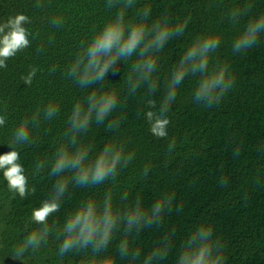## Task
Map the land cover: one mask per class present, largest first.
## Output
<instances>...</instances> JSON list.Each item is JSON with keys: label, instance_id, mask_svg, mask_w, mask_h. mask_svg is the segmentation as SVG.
Instances as JSON below:
<instances>
[{"label": "clouds", "instance_id": "9594fccd", "mask_svg": "<svg viewBox=\"0 0 264 264\" xmlns=\"http://www.w3.org/2000/svg\"><path fill=\"white\" fill-rule=\"evenodd\" d=\"M50 4L51 0H35L34 7L43 10ZM208 6L221 8V20L236 29L231 56L262 42L264 9L257 10V0H232L227 6L224 0H209ZM172 7L167 3L154 14L151 0H104L106 18L79 41L61 70L62 78L71 81L81 95L53 137L51 150L33 155L27 167L21 153L37 147L42 136L52 133L50 125L61 117L62 103L51 97L9 127L7 102L0 100V136L7 137L0 144L10 149L0 154V179L8 192L23 200L37 192L30 180L47 178L51 182L47 194L30 210L28 224L32 227L14 246L13 260L51 248L56 264L66 260L71 264L76 258L77 264H169L170 258L172 264H227L228 243L210 220L194 223L179 240L176 225H166L168 216L184 210L174 188L165 187L146 202L142 192L133 194L132 186L120 181L137 151L123 134L130 101L138 102L137 118L144 120L150 135L168 141L165 153L170 157L177 140L169 138V113L182 86L191 81V102L211 109L219 107L236 85L231 59L219 55L223 33L215 27L193 35L179 58L166 73L162 71L166 47L184 38L192 22L191 12L180 15ZM46 20L57 31L68 22L59 11ZM32 23L25 13L0 22V70L7 69L9 60L40 37L39 30L26 27ZM47 43L55 44V32L47 36ZM35 51H45V44L41 42ZM121 65L124 72L121 87H117L108 76ZM58 69L60 65L53 64L48 74ZM40 71L30 65L20 76L23 85L31 87ZM94 128L106 133L100 144ZM228 145L232 158L238 160L244 151L243 138L232 134ZM256 151L264 156V144ZM151 167L150 163L143 166L140 179L148 178ZM228 180L221 175L219 186L226 188ZM247 182L253 187L264 184V169H258ZM78 190L83 195L65 209ZM243 198L248 199L247 193ZM150 230L160 234L145 246L141 237Z\"/></svg>", "mask_w": 264, "mask_h": 264}, {"label": "trees", "instance_id": "16d2710c", "mask_svg": "<svg viewBox=\"0 0 264 264\" xmlns=\"http://www.w3.org/2000/svg\"><path fill=\"white\" fill-rule=\"evenodd\" d=\"M35 0H0V22L17 13L29 15L33 23L27 25L33 31L39 30L40 37L32 46L8 61V68L0 70V100L7 102L9 127L40 103L55 97L62 103L61 117L50 127L52 133L42 136L39 145L21 153L27 167L33 155L50 151L53 137L63 128L64 118L73 101L81 95L71 81L63 79L61 70L75 51L79 41L90 35L93 26L106 18L104 0H51L43 10L34 7ZM232 0H224V6ZM154 14L165 4H173L172 11L192 14L184 38L173 40L162 57V71L179 58L190 38L209 27L223 33V43L219 50L221 58L232 61L236 85L219 107L203 109L190 100L191 81L185 83L181 95L169 113L171 125L169 138L175 136L177 147L170 157H166L167 140H157L148 131L143 119L137 118L138 102L132 100L127 107V120L123 134L130 147H135L136 158L128 169L122 172V185H131L133 194L142 192L146 202H151L159 190L169 187L177 193V201L184 203V210L166 218V225H176L177 239L196 222L210 220L216 231L228 243L227 264H264V184L253 187L247 181L258 169H264V156L257 153L264 144V38L255 48L236 56H231V41L236 29L221 20V8H209V0H151ZM264 9V0H257V10ZM57 11L68 18L65 27L59 31L48 26L46 17ZM55 32V44L48 46L47 36ZM43 42L45 51L36 53V47ZM59 64L60 69L53 75L48 69ZM30 65L38 66L31 87L20 80ZM124 66L110 73L108 80L121 87L120 79ZM160 94H157L159 99ZM97 144L103 142L106 133L103 129H93ZM237 134L244 140V151L234 160L228 145L229 137ZM0 136V141L6 140ZM10 151L7 145L0 144V154ZM146 163L151 164L147 179L139 174ZM229 177L228 186L221 188L218 178ZM37 192L27 199L12 198L5 183L0 179V264H56L53 250L41 249L34 255L26 254L21 261L11 258L14 246L32 227L28 216L33 206L44 198L50 187L47 178L30 180ZM247 193L248 199L243 197ZM83 193L76 191L73 201L65 204V209L79 199ZM63 212V210H62ZM62 219V213L60 214ZM160 233L155 230L145 232L141 242L147 246ZM78 258L71 264H77ZM65 264H69L66 260ZM169 264H172L170 258Z\"/></svg>", "mask_w": 264, "mask_h": 264}]
</instances>
